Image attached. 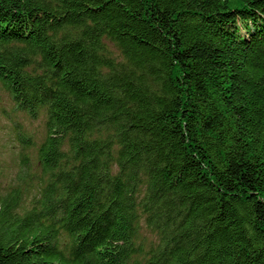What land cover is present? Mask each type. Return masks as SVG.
<instances>
[{
	"label": "trees",
	"instance_id": "trees-1",
	"mask_svg": "<svg viewBox=\"0 0 264 264\" xmlns=\"http://www.w3.org/2000/svg\"><path fill=\"white\" fill-rule=\"evenodd\" d=\"M0 85L47 116L0 264H264V0H0Z\"/></svg>",
	"mask_w": 264,
	"mask_h": 264
},
{
	"label": "rangeland",
	"instance_id": "rangeland-1",
	"mask_svg": "<svg viewBox=\"0 0 264 264\" xmlns=\"http://www.w3.org/2000/svg\"><path fill=\"white\" fill-rule=\"evenodd\" d=\"M107 46L115 55H119L113 44L107 42ZM46 123L45 113L38 119H32L25 112L15 111L11 97L0 85V199L22 186L25 189L30 186L31 197L35 195L36 185L42 176V170L37 165V156L40 146L47 138ZM20 133L23 134L22 141ZM25 138L28 142L24 143ZM29 140L34 143L33 146L26 144ZM25 157L28 159L26 165ZM23 175H26L25 182L22 181ZM25 193L28 201L29 194ZM141 240L148 245L155 238L146 228H142Z\"/></svg>",
	"mask_w": 264,
	"mask_h": 264
}]
</instances>
